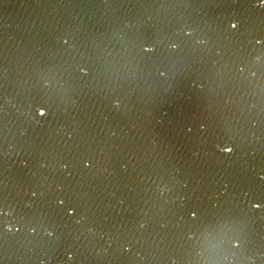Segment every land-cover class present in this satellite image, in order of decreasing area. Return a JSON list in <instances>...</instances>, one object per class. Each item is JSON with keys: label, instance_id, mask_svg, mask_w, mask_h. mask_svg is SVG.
Masks as SVG:
<instances>
[{"label": "water", "instance_id": "95a60500", "mask_svg": "<svg viewBox=\"0 0 264 264\" xmlns=\"http://www.w3.org/2000/svg\"><path fill=\"white\" fill-rule=\"evenodd\" d=\"M0 264H264V0H0Z\"/></svg>", "mask_w": 264, "mask_h": 264}, {"label": "clouds", "instance_id": "9594fccd", "mask_svg": "<svg viewBox=\"0 0 264 264\" xmlns=\"http://www.w3.org/2000/svg\"><path fill=\"white\" fill-rule=\"evenodd\" d=\"M234 26V25H233ZM71 214V213H70Z\"/></svg>", "mask_w": 264, "mask_h": 264}]
</instances>
